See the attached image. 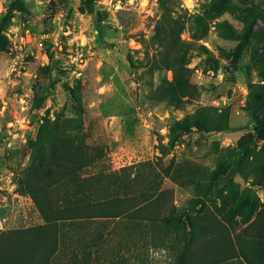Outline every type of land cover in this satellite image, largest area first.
<instances>
[{"label": "rangeland", "instance_id": "obj_1", "mask_svg": "<svg viewBox=\"0 0 264 264\" xmlns=\"http://www.w3.org/2000/svg\"><path fill=\"white\" fill-rule=\"evenodd\" d=\"M22 1L25 11L13 0H0V231L43 223L31 198L21 190L40 116L46 110L51 119L56 113L65 118L78 115L68 88L78 92L82 102L86 160L79 174L89 176L121 168L133 174L145 166L140 172L151 173L155 184L161 182L162 188L172 189L177 212L188 210L191 200L199 196L193 185L185 188L166 176L163 164L172 161L179 177L190 175L207 185L206 175L217 170L219 162L230 159V148L241 145L259 149L263 144L244 107L248 83L264 85V0H226L227 10L211 21L200 41L219 67L204 70L205 64L194 53L188 67L198 95L177 108L152 99L148 92L152 81L163 78L171 83V70L151 74L146 69L148 63L135 70L127 61V55L145 57L157 0ZM175 1L192 14L201 13L203 4L211 0ZM244 17L248 18L245 22ZM218 21L234 27L237 38L221 37ZM248 23L252 28L243 43L242 29ZM181 38L189 39L187 29ZM200 106L218 110L228 106L230 128L181 135L168 148L171 120ZM161 148L169 151L163 159ZM233 179L240 188L249 187L240 177ZM222 185L219 178L209 195L201 197L204 212L221 220L214 205H219L215 190ZM250 189L258 194L263 203L258 209H262L263 187L253 185ZM234 217L236 232L248 227L250 222L241 223L239 216ZM64 232L74 234L70 226ZM170 255L164 249L150 248L143 264H169ZM110 260L103 264H111Z\"/></svg>", "mask_w": 264, "mask_h": 264}, {"label": "trees", "instance_id": "obj_2", "mask_svg": "<svg viewBox=\"0 0 264 264\" xmlns=\"http://www.w3.org/2000/svg\"><path fill=\"white\" fill-rule=\"evenodd\" d=\"M13 2L19 10H26L22 0ZM225 8L226 0H211L203 4L201 13L191 14L175 0H157L145 57L133 59L127 55L132 69L145 68L148 63L146 69L151 74L156 70L172 71L171 83L160 78L149 84L152 99L177 108L197 97L198 87L191 80L188 65L195 53L205 64L204 70L218 69L217 60L200 41L206 37L211 21ZM217 28L224 39L237 38L236 29L227 22L218 21ZM251 28L252 23L243 26L241 42L247 41ZM186 29L189 39L181 38ZM247 87L244 109L263 144L259 149L241 145L230 148V159L219 162L217 170L206 175L207 185L190 175L180 179L172 161L163 164L166 176L179 181L182 187L193 185L199 196L181 212L172 203V189L162 188L161 182L155 184L151 173L142 172L145 166L133 174L126 168L89 176L79 174L86 160L82 102L79 93L68 88L78 115L65 118L56 113L51 119L46 110L40 116L21 190L31 198L43 223L0 231V264H103L105 259H111V264H143L150 248L170 253L169 264H264V207L258 209L263 203L250 189L257 185L264 190V85L248 83ZM229 115L228 106L220 110L200 106L191 114L172 119L168 148L181 135L228 130ZM160 152V159L169 153L165 148ZM234 176L248 182L249 187L240 188ZM219 178L223 185L215 190L219 205L214 206L222 220L204 212L201 199L209 195ZM235 215L241 223L250 222L246 229L236 232ZM66 226H70L73 236L64 232Z\"/></svg>", "mask_w": 264, "mask_h": 264}]
</instances>
